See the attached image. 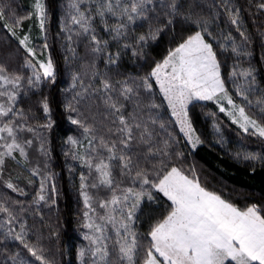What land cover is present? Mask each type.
<instances>
[{
	"label": "snow or ice",
	"instance_id": "1",
	"mask_svg": "<svg viewBox=\"0 0 264 264\" xmlns=\"http://www.w3.org/2000/svg\"><path fill=\"white\" fill-rule=\"evenodd\" d=\"M85 2L95 5L94 12L81 10L79 5ZM153 2L154 0H74L71 7L75 11L71 14L70 24L63 26L61 30L68 33L67 39L70 42L73 35L88 38L91 52L100 54L106 50L109 41L97 37L93 23L96 17L100 18L104 30L111 38L119 41L126 35L129 25L137 20L151 19L148 13L153 11L149 7ZM224 4L230 23L237 26L240 36L247 40L245 33L238 27V11L234 13L228 7L227 0H224ZM167 7L175 14L178 5L172 0ZM258 7L264 9V3ZM33 15L41 31H44L47 15L43 0H34ZM107 16L113 17L114 22L109 24ZM29 18L31 17H18L5 27L15 36V29L21 27L23 21ZM4 19L5 13L0 8V21ZM186 19L195 23L201 30L189 35L174 50H169L164 60L156 63L150 74L142 79L141 84L133 87L127 81L118 82L120 87L117 89L109 79L102 78L100 85L93 91H89L91 85L85 87L81 83L80 90L75 92L73 99L76 103L99 94V99L103 101L112 117L108 126L110 136L106 138L102 135L98 140L92 135L91 127L80 119L69 117L71 124L83 128L90 146L85 150L87 153L85 154L78 150L84 147L81 142L71 137L67 141L74 149L71 152L72 158L79 159L82 166L89 169L88 176H80V195L85 208L83 227L88 230L84 239L89 242L87 250H78L81 260L86 255L89 257L84 264H264V210L255 204L240 209L221 195L202 186L194 169L191 175H188L182 168L170 164L168 162L172 156L169 152L170 141L164 139L162 143H158L155 140V131L149 128L148 123L139 114L142 102L138 98V89L151 92L153 85L150 81L154 79L180 130L185 133L193 147L200 143L199 138H193L194 132L189 120L188 106L193 101L215 102L219 110L229 115L232 122L245 133L251 130L250 134L264 138V125L248 116L245 107L236 104L225 89L217 54L204 35L208 33L211 36L207 21L201 25L199 20ZM168 23L171 24L172 19H169ZM162 30V27L150 29L147 35H140L136 43L142 47L149 39L155 40ZM19 43L35 60V65L26 63V67L34 69L33 76L28 77V87L38 86L42 79H54L51 59L47 62L36 59L35 49L29 47V35L19 38ZM123 46L131 47L127 43ZM232 51L236 55L247 54L234 44ZM106 63L115 64L116 58L109 54ZM241 75L247 78L251 72L246 70ZM22 79L19 75H9L6 69L0 66V123H2L0 141H3L0 143V149H3L0 151V169L3 168L6 157L15 159L13 154L17 151L20 157H26V146L30 147L33 143L31 139L20 142L18 133L22 131L32 133L35 129L27 127L26 123L15 124L12 119L16 117L25 120L23 114L16 108ZM77 79L78 77H73V88L76 87ZM117 91L118 97H114L112 93ZM218 94H222L228 108L221 104ZM236 94L243 100H248L243 90L238 88ZM119 98L133 101L136 105L127 116L124 114L125 104ZM248 103L251 104V101L248 100ZM257 103L261 104L264 101ZM149 107L158 108L159 105L151 102ZM42 109L46 115L49 113L46 100L42 102ZM66 110L76 112L77 108L70 103ZM261 111L264 112V108H261ZM5 117L8 118L7 121H4ZM150 121L153 125L157 123V120L151 117ZM42 127L50 128L51 122ZM160 127L163 129L164 124L160 123ZM138 146L142 147L139 151H134V147ZM175 155L178 157L182 154L176 152ZM245 159L256 157L246 156ZM144 162L152 163V171L142 166ZM115 168L119 169L121 177H127L132 184L138 182L139 188L121 187L123 181L117 180ZM32 175L37 176L38 170L33 169ZM153 175L155 179H152ZM50 179L51 177L47 175L41 178L40 189L34 202L49 199L45 182ZM6 186L12 191H22L10 181ZM101 187L107 189L111 196L96 200L94 207V198L88 189ZM153 191L161 193L170 201V210L151 226L147 233L149 238L147 247L144 248L133 225L138 219L137 213L144 199L148 201L155 199ZM51 194V202L54 204L55 186L52 187ZM97 208L103 211L99 212ZM0 213L7 214V222L12 221L10 210L2 204ZM14 231L9 228L7 234L12 236ZM25 235V226L21 224L20 232H16L13 238L22 243L39 264H52L42 254L43 249L30 244L25 240ZM141 249L144 250L143 257H140ZM18 264L25 262L19 261Z\"/></svg>",
	"mask_w": 264,
	"mask_h": 264
},
{
	"label": "trees",
	"instance_id": "2",
	"mask_svg": "<svg viewBox=\"0 0 264 264\" xmlns=\"http://www.w3.org/2000/svg\"><path fill=\"white\" fill-rule=\"evenodd\" d=\"M43 1L49 16L48 30L46 26L48 48L55 64L56 74L54 79L42 80L36 87L25 88L16 100V108L25 117L23 121L35 129L33 133L36 136L40 134V138L44 141V153L46 152L45 155L48 157L44 156L45 163H48V175H51L52 183L48 181V190L46 189L49 199L38 203L34 201L36 200V185L40 181L33 178L26 169L13 163L15 171L9 172L15 176H23L24 180L31 183L34 186L35 197L25 191H12L7 188L3 182L4 172L0 173V204L8 208L13 217L9 223L7 214L0 213V264H18L19 261L27 264L26 260L37 264L23 244L13 238L16 232H20L21 224L25 226V240L42 248V254L52 264H72V261L76 259L77 242L80 241L82 202L80 189L77 186L79 176L77 159L72 158L71 152L74 149L67 141L71 137L83 143L86 149L90 146L83 128L71 124L69 117L80 119L91 127L92 135H95L97 140L102 135L106 138L110 136L108 126L112 119L109 110L99 99V94L94 98L76 103L73 98L75 92L80 90L81 83L85 87L91 85L92 87L89 88L91 92L100 85L102 78L109 79L114 85L129 78L142 80L150 74L156 63L161 62L167 56L169 50H174L189 35L201 30L195 23L186 19L190 18L191 21L199 20L201 25L207 21L210 31L213 28L210 32L211 37L216 34L214 30L216 24L218 27L223 26L224 28H220L217 32V39L212 40L222 69H231L233 73H236L231 77L233 82H238L239 70L242 72L247 70L251 74L254 70L255 77L252 75V80L256 88H259L256 92L258 93L260 88L264 91V37L262 27L258 23L259 18L256 17V5L252 7L246 5L249 0H227L228 7L234 13L238 11V27L245 33L247 40L240 36L237 26L230 23L225 11L224 0H175L178 5L175 14L171 8L167 7L172 0H154L153 4L149 5L153 9L148 13L151 19L137 20L134 27L139 26V29L146 34L150 29L157 27H162L163 30L158 33L155 40L149 39L142 47L134 39L133 42L129 40L128 43V32L119 41L115 40L117 50L114 52L119 67L116 64L106 63L104 51L100 54L92 53L88 38L73 35L71 42L67 39L68 33L61 29L70 24L71 14L75 11L71 7L74 0ZM261 1L264 3V0H259ZM0 8L3 9L5 20L9 23L18 17H26L25 14L30 10L28 0H0ZM169 19H172L171 24L168 23ZM3 21H0V66H3L9 75H19L26 79L28 77L25 65L28 60L27 54L19 42L2 26ZM125 43L131 47L125 48L123 46ZM233 44L247 54L233 53ZM120 66L126 67L121 69ZM112 72L121 75H118L115 80L113 77L115 74ZM74 76L78 77L75 88H73ZM138 91L140 95L138 98L142 102L140 108L143 119L154 117L158 124L166 123L160 130L150 126L149 128L155 131V140L158 143H162L164 139L170 141L169 152L172 153L168 161L170 164L182 169L190 166L200 167L204 170V174L209 176L210 182L219 188H226L234 197L242 196L245 200L260 204V206L264 205V161L256 164L250 161L247 163L240 156V158L231 157L221 145L211 144L213 137L224 138L227 140V149H230L232 145L235 152L255 150L264 156V139L250 133L243 134V131L230 121L229 115L217 112L215 106L194 103L189 107L190 118L195 128L204 136L205 144L193 152L190 149L182 151L183 139L177 130L167 126L169 118L166 111L159 110V107H149L151 102L158 105L160 103L155 88L151 92H145L142 88ZM119 99L125 104L124 114L127 116L128 111L131 112L129 101ZM45 100L49 106L47 115L42 109V102ZM70 103L77 108L76 112L66 110V106ZM49 122H51L50 128L36 129L39 123L42 126ZM140 147L142 146L134 147L133 150L139 151ZM66 152L69 154L65 155ZM176 152L182 155L177 157ZM85 154H87L86 151ZM142 166L152 171L151 162H144ZM114 174L118 181H123L122 187L139 188L138 182L132 184L127 177H121L118 168L114 169ZM46 175L44 173V176ZM155 178L153 175L152 179ZM53 186L56 189L54 204L51 202ZM39 189L40 187L37 190ZM153 195L155 197L153 201L144 199L137 213L138 219L134 223V229L142 234V238L146 236L145 240H142L144 248L147 247L146 234L151 226L161 220L170 210V202L161 193L153 191ZM9 228L15 230L12 236L7 234Z\"/></svg>",
	"mask_w": 264,
	"mask_h": 264
},
{
	"label": "rangeland",
	"instance_id": "3",
	"mask_svg": "<svg viewBox=\"0 0 264 264\" xmlns=\"http://www.w3.org/2000/svg\"><path fill=\"white\" fill-rule=\"evenodd\" d=\"M28 1H29L30 10L25 14V16H30L31 18L24 20L25 22L23 21L24 23L22 24V26L15 29V32H16L15 36L11 34V32L8 30L7 27H5L6 24H10L9 21H6L4 19V21H3L4 24L2 26H4V28H6L8 30V32L18 42H19V38H23L24 35H29V37H30L29 47H32L33 49H35V57H36V59H38L40 61H43V62H47L48 59H51V61L53 63V66H54V77H55L56 68H55V64L53 62V59L51 58V55H50V52H49V48H48V34H47V30H48V17L49 16H48V12L46 11V6H45V11H46L47 19H46V22H45V29H44V31H41V29L39 28L38 21H37L36 17L33 15V12H34V0H28ZM256 1L257 0H251V1L249 0V2L248 1L246 2V5L251 6V7L253 5H256V17L259 18L258 23L262 27L263 37H264V9L258 7L263 2L261 1L262 2L261 3V2H259V0L257 2ZM79 6H80L81 10H83L85 12H87L89 10L94 12V8H95L94 4H90L88 2H85V3L80 4ZM106 19L108 20L109 24L114 22V18L113 17L107 16ZM93 23L95 25L96 34L98 35V38L102 39V40H108L109 41L106 50L103 52L104 59L107 60L109 54H111L113 56V58H116V53L114 51L117 50V44L114 42L115 40H113L111 38V36L109 35V33L104 30V27L101 24L99 17H96L95 20L93 21ZM46 26H47V30H46ZM139 28H140L139 26L134 27V24H131V25L128 26V29L126 30V32H128V35H127L128 36L127 37L128 43H129V40L131 42H133V39L137 41V39H138V37L140 35H143V34L147 35L146 32L141 31ZM220 28L223 29L224 27L223 26L218 27V24H216V27L214 28V30H216V34L214 36L212 35L213 38L211 36L209 37L208 33L204 34L205 38L211 44H212V42L214 40L217 39V32H218V30ZM212 30H213V28H212ZM211 31H210V28H208V32L210 33ZM225 34H227V33H225ZM227 42L229 43V41H227ZM225 44H226V42H225ZM45 45H47V48H45ZM22 48L25 51L24 47H22ZM25 53L27 54V58H28V60L25 62V65H26V63H32V64L35 65V60H33V57L29 56L26 51H25ZM163 60H164V58L162 59V61ZM217 60H218V58H217ZM218 63L220 64L221 78H222V80L225 83V89L228 92V94L233 98V100L235 101L236 104L245 107V111H246V114L248 116H250L253 119H256L258 121V123L264 125V112L261 111V108H264V103H261V104L257 103V101H264V91L261 90V88H260L259 92L258 93L256 92V90L259 89V88H256L255 82H253L254 80H252L253 76L255 77L254 70H252V74L250 76H248L247 78L243 77L241 75L242 71L239 70L238 71V75H237V79H239V80H238V82H236V81L233 82L232 81L233 78L231 79V77L234 76V75H232L233 70L231 71V69L229 70L227 68H223L222 69V64H221V62L219 60H218ZM242 63H243V61H242ZM115 64H116V66H118L117 60H116ZM36 67L38 68V65H36ZM120 68L124 69L122 66H120ZM26 70L28 72V77L33 76V71H34L33 68L26 67ZM235 71H236V69H235ZM229 73H230V75H229ZM112 74H115V76L113 75L115 80L118 77V75H121L119 73L117 74V73H113V72H112ZM28 77L26 79L23 78L21 80L22 87H21V90L19 91V93L17 95V100H18V97L24 92L25 88H28V83H27ZM49 79H51V78H49ZM124 81H127L133 87H135L136 85L142 83V80H139L137 78H129V79L124 80ZM121 82H123V81H121ZM151 83L153 85V88H155V92H157V94L159 96V99H160L159 110L161 109L164 112L166 111L165 113L167 114V116L169 118V123H167V126L169 128L171 127L172 129L177 130V132L181 135V138L183 139L184 147H181L182 151H184V150L187 151V150L190 149L193 152L196 149L203 147L202 145L205 144L204 136L202 135L201 131H199V130H197L195 128V126L193 124V121L190 118V114H189V120H190L192 129H193V132H194V137L193 138L194 139L195 138H199V141H200V143H198L195 147H193L192 144L189 143L188 138L185 135V133L180 130V126L176 123L175 118L171 114V110L168 108L167 101L164 100L163 95L160 93L158 86H156L155 80L151 79ZM249 83H253V84H249ZM115 86H116L117 89H119L120 84H116ZM238 88L245 92V94L248 97V100L251 101V104L248 103V100H243L241 96H238L236 94ZM113 96L114 97H116V96L118 97V91L114 92ZM218 98L220 99L221 104L225 108H228L227 101L222 98V94H218ZM121 99H123V98H121ZM133 99L135 100L136 97H134ZM128 103H129V107L131 108V112H132L133 109L136 107V105L134 104L133 101H129ZM194 103L195 104H209V105L215 106L216 107L215 109H217V112H221L219 110V107L217 106V104L215 102H213V101H193L188 106V112H189V107L192 104H194ZM128 113H130V111H128ZM159 113L161 114L160 111H159ZM221 113L226 114L225 112H221ZM139 114L141 115V108L139 109ZM229 118H230V121L232 122V118L230 116H229ZM3 119H4V121H7L8 118L5 117ZM12 119H13V123H15V124L26 123L25 121L19 120L16 117H13ZM153 119H154V117H153ZM144 121L147 122L148 126H150V127H154L156 129H159V130L161 129L160 124H158V122L155 125L151 124L150 117H147ZM163 124H166V123L163 122ZM234 125H235V127H238L241 131H243L237 124H234ZM0 126H2V123H0ZM26 126L29 127V125L27 123H26ZM36 129L37 130L43 129L40 123H39V126L36 127ZM242 133L245 134L244 131ZM249 133H251V130H250ZM251 135L258 136V135H254V134H251ZM259 138H262V137H259ZM18 139L20 140V142H23L24 140H27V139H31L33 141V143H32V145L30 147L26 146V157H23V158L20 157L18 151L13 154L15 159H13L12 157H6L5 158V163L3 165V168L0 169V173L4 172L5 179H3V182H4L5 185H6L7 182L10 181L16 188H20L22 191L27 192L32 197H35V193H34V190H33L34 186L31 183H29L26 180H24L23 176H21V175L15 176L9 171H11V170L15 171V168L12 166L13 163H16V165H20L21 167L26 169V171L29 172L30 175L33 178L38 179V181H40L38 183V185H36V193H37L39 191L37 189L40 187L41 178L44 177V173H46L47 176L51 177V175H48V168L45 167V165H47L48 163H45V157L44 156L47 157V155H45L46 152L44 153V150H45L44 141L40 138V134L38 136H36L33 132L30 133V132H27V131L19 132L18 133ZM262 139H264V138H262ZM0 143H3V141H0ZM211 144H213V145H221L222 147H224L225 152L228 153L229 155H231V157H233V158L234 157L235 158H240L241 157L247 163H249V161H250V162L256 164V163H259L261 161H264L263 154L259 153L258 151H255V150H252V151L243 150L242 152L238 153V152H235L233 150L234 148H232V145H231L230 149H227L226 148L227 140L224 139V138L213 137V140H212ZM2 150L3 149H0V151H2ZM78 150L81 151V152H85L86 147L85 148L83 147L82 149H78ZM246 156H255L256 159H246L245 160ZM71 168H73V166H71ZM33 169L38 170V175L37 176H33L32 175V170ZM184 169H183V171L186 174H188V175H191V172L194 169L195 173H196V177L199 179V181L201 182L202 186L206 187L210 191H214L217 194L221 195L222 198H224V199L228 200L229 202L233 203L235 206L240 207V209H245L246 207L251 206L252 204H255V205H257L258 208H260L261 210H264L263 209L264 205L260 206V204L253 203V202H251L249 200H245V199H243L244 197H242V196H237V198H236L231 193H229V190H227L226 188H224V187L223 188H219L218 186L214 185V183L209 181L210 180L209 176L204 174L205 173L204 170L201 169L200 167L190 166V167L184 168ZM77 170L79 172L78 173L79 176H78L77 186H79V189H80V183H81L80 176L81 175L88 176L89 175V169L87 167L82 166V162L79 159H77ZM93 175H95V174L93 173ZM48 181H50L49 183H52L51 179L46 181L47 185H45V188L47 190H48ZM88 191H89L90 195H92L93 198H94V200H93L94 207L96 206L95 205V201L96 200L110 198V196H111V193L107 189H104L103 187H101L99 189L89 188ZM80 197H81V195H80ZM81 202H82V219H81V224H80V229H79L80 241L77 242V248H78V250H80V249L87 250L88 246H89V242L84 239V235H85V233L88 232V230L83 227V224H84L83 213L85 211V208H84V203H83L82 197H81ZM38 203H40V202H38ZM41 206H43V205H41ZM97 210L99 212L103 211V210H100L98 208H97ZM90 215H91V213H90ZM133 227H134V225H133ZM134 230L139 234L141 242H142V240H145L146 236L144 238H142L143 237L142 234L139 233V231H137L136 229H134ZM147 239H149V238L147 237ZM143 254H144V250L141 249L140 257ZM88 259H89V257L86 255L83 258V260H81L79 258V256H78V252H77L76 259L74 261H72V264H84V261H88ZM34 262L39 264V262L36 261V260H34ZM26 263L28 264L29 262L26 260ZM29 264H33V263H29Z\"/></svg>",
	"mask_w": 264,
	"mask_h": 264
},
{
	"label": "crops",
	"instance_id": "4",
	"mask_svg": "<svg viewBox=\"0 0 264 264\" xmlns=\"http://www.w3.org/2000/svg\"><path fill=\"white\" fill-rule=\"evenodd\" d=\"M167 199V198H166Z\"/></svg>",
	"mask_w": 264,
	"mask_h": 264
}]
</instances>
